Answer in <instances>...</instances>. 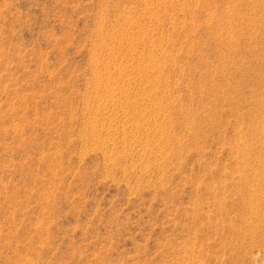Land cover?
<instances>
[{
    "label": "rangeland",
    "instance_id": "rangeland-1",
    "mask_svg": "<svg viewBox=\"0 0 264 264\" xmlns=\"http://www.w3.org/2000/svg\"><path fill=\"white\" fill-rule=\"evenodd\" d=\"M0 264H264V0H0Z\"/></svg>",
    "mask_w": 264,
    "mask_h": 264
}]
</instances>
